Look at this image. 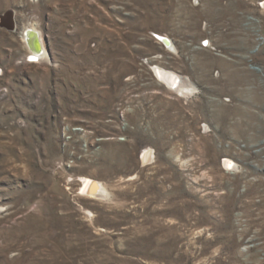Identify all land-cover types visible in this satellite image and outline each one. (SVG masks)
Wrapping results in <instances>:
<instances>
[{
	"label": "rangeland",
	"instance_id": "rangeland-1",
	"mask_svg": "<svg viewBox=\"0 0 264 264\" xmlns=\"http://www.w3.org/2000/svg\"><path fill=\"white\" fill-rule=\"evenodd\" d=\"M0 264H264V0H0Z\"/></svg>",
	"mask_w": 264,
	"mask_h": 264
},
{
	"label": "bare ground",
	"instance_id": "bare-ground-1",
	"mask_svg": "<svg viewBox=\"0 0 264 264\" xmlns=\"http://www.w3.org/2000/svg\"><path fill=\"white\" fill-rule=\"evenodd\" d=\"M31 27L33 31L27 34L26 40H28V45L31 51H33L34 54L32 55L33 61H41L43 60L42 57L44 56L43 54L44 46L40 41L41 40L40 33L36 30V28H34V26ZM163 41H166L167 46L169 47L170 41L168 39H163ZM154 72H156L157 77L159 81L162 83V85H165L170 91H172V93L176 92L179 95L180 94L189 95L192 92H194L193 91L194 89L190 86V83H188L187 79L176 76L169 72H165L158 68L154 70ZM150 159H151V153L148 150H145L141 155V162L146 163ZM222 165L227 171L233 170L236 172L237 170V167L234 166L235 164L234 165L232 164V161L224 160ZM81 181L83 183L81 191L84 195H87L94 199L107 198V192L99 182H94L93 180L87 178H83Z\"/></svg>",
	"mask_w": 264,
	"mask_h": 264
},
{
	"label": "flooded vegetation",
	"instance_id": "flooded-vegetation-1",
	"mask_svg": "<svg viewBox=\"0 0 264 264\" xmlns=\"http://www.w3.org/2000/svg\"><path fill=\"white\" fill-rule=\"evenodd\" d=\"M32 31H33L32 27H31V28H28V29H26V32H27V34H28V33H30V32H32ZM27 34H26V37H27Z\"/></svg>",
	"mask_w": 264,
	"mask_h": 264
},
{
	"label": "water",
	"instance_id": "water-1",
	"mask_svg": "<svg viewBox=\"0 0 264 264\" xmlns=\"http://www.w3.org/2000/svg\"><path fill=\"white\" fill-rule=\"evenodd\" d=\"M3 18V17H2ZM164 43H166V41H164ZM167 44V43H166Z\"/></svg>",
	"mask_w": 264,
	"mask_h": 264
}]
</instances>
